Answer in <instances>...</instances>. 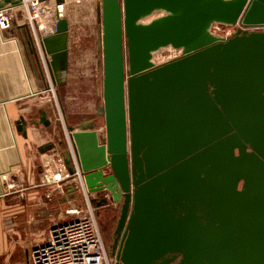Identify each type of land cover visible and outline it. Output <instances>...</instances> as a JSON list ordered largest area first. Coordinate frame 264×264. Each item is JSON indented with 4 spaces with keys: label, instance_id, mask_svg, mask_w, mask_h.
<instances>
[{
    "label": "water",
    "instance_id": "95a60500",
    "mask_svg": "<svg viewBox=\"0 0 264 264\" xmlns=\"http://www.w3.org/2000/svg\"><path fill=\"white\" fill-rule=\"evenodd\" d=\"M23 3L0 0V10ZM96 5L104 74L99 114L106 137L91 127L69 126L79 175L69 151L63 159L70 176L96 195L91 201L98 209L121 204L115 234L124 231L123 262L153 264L172 252L184 254L190 264L203 258L231 264V258L247 254L264 264V32H251L264 29V0H96ZM157 10L169 16L138 24ZM55 17V32L42 38V48L60 86L67 82L70 23ZM215 22L238 29L231 38H217L209 33ZM168 46L181 49L182 56L154 66L151 53ZM51 123L45 112L36 122ZM17 129L26 133L23 118ZM51 150L53 142L39 148ZM197 190L219 201L220 227L213 235L211 230L197 235L193 223H182L168 208ZM67 192L77 194L74 201L83 199V189L74 185Z\"/></svg>",
    "mask_w": 264,
    "mask_h": 264
},
{
    "label": "crops",
    "instance_id": "0c3cea01",
    "mask_svg": "<svg viewBox=\"0 0 264 264\" xmlns=\"http://www.w3.org/2000/svg\"><path fill=\"white\" fill-rule=\"evenodd\" d=\"M54 2L43 6L54 7ZM30 35L27 27L0 30V264H21L24 256L29 262L30 253L44 243L47 231L62 222L51 218L45 226L41 217L46 212L44 188L51 185L45 169L55 156L61 158L66 151L60 147L59 138L67 139V134L59 136L55 122L49 132L44 124H36L42 112L47 114V120L52 117L42 111L44 105L39 95L44 72ZM36 111L38 118L34 117ZM21 118L26 133L17 129ZM95 131L102 136V131ZM48 141L55 144V150L40 153L39 148ZM11 182L16 184L14 189L8 188ZM65 194L60 203L66 208L82 205L80 200H73L74 194ZM16 199L21 200L20 205Z\"/></svg>",
    "mask_w": 264,
    "mask_h": 264
},
{
    "label": "rangeland",
    "instance_id": "374dc122",
    "mask_svg": "<svg viewBox=\"0 0 264 264\" xmlns=\"http://www.w3.org/2000/svg\"><path fill=\"white\" fill-rule=\"evenodd\" d=\"M67 2L65 13L62 16L63 18H67L69 20L71 34L69 39V67L67 82L64 85L59 86L54 84L51 76L46 78V75H44L45 81L42 83V89L39 95V99L43 101L44 105L42 111H47L50 117H52L51 121L53 123L48 126L47 132L51 131V128H53L56 123L57 134H59V136H63L64 133L67 134L69 146L67 147L66 152L72 148L68 137L69 131L67 128L69 126L77 127L76 125L81 121L96 118L98 120V123L96 124L97 126L93 125L90 127L93 130L97 129L100 130V132L102 131V133H106L104 118L99 114V108L104 105V74L103 53L98 49L99 21L97 18L96 0H67ZM46 8L47 9L43 8L42 13V10H40L41 8H34L29 4L14 7L12 10L13 27L15 29L27 27L31 30L29 26L30 14L31 16L37 15L35 18L39 17L37 18V21L40 22L37 26V30L39 27V32L41 29L45 31L49 30L53 25H55L56 17L53 6ZM52 16H54V20H52ZM237 29V25L215 22L209 28V33L217 38L228 39L235 35ZM43 32H41V34ZM251 32H264V29L251 30ZM125 53V69L126 73H128L127 47L125 48ZM38 115L39 113L36 111L34 113V117L38 118ZM84 127H88V125ZM42 129L46 130L44 125H42ZM55 135L56 134L52 132V136L54 138H56ZM49 137L50 136H48V139ZM64 140L66 142V139ZM61 156L63 159V155ZM59 158L60 157L55 156L50 163L54 162L56 164ZM60 177L61 176H59V178ZM69 181L71 182L68 183ZM69 181L67 182L69 186H75L77 183L76 180ZM57 189V185H50L44 188L46 192L44 197V210L46 212L41 215V217L44 219L43 221L45 226L50 223L51 218L56 220L60 219L62 221L68 220L63 212L66 206H63L60 203L62 202V198L65 197V193H67V188H64V193L60 190L58 191ZM47 195H49V197H47ZM74 195L75 196L73 198H77V194ZM19 201L21 200L16 199V203ZM80 202H83L82 199H80ZM80 202L77 203V205H80ZM120 207V203H116L109 211L106 210L107 208L96 209V212L100 210L102 211V214L100 215H97L96 213V218L98 220L103 238L106 241L110 240L112 232L115 228ZM37 216L40 217L39 215ZM37 219L42 220L41 218ZM21 264H29L26 256H24Z\"/></svg>",
    "mask_w": 264,
    "mask_h": 264
},
{
    "label": "built area",
    "instance_id": "2783aa9c",
    "mask_svg": "<svg viewBox=\"0 0 264 264\" xmlns=\"http://www.w3.org/2000/svg\"><path fill=\"white\" fill-rule=\"evenodd\" d=\"M31 7L41 8L43 13V3L36 0H29L27 3ZM67 2L64 4H55L54 13L59 14L61 17L66 10ZM41 13V15H42ZM37 15H34L35 17ZM35 20L37 27L40 22ZM13 26L12 12L7 10H0V30L6 31ZM29 26L31 32V42L34 46L38 58H40L41 66L43 68L46 78L50 75L48 66L49 57L45 56L42 48V38L51 35L55 32V26L49 30H40L38 33H33L31 22L29 19ZM29 29V28H28ZM44 31V32H43ZM41 32H43L41 34ZM228 36V35H227ZM102 138L106 137V133H102ZM70 154L72 157L73 165L79 175V167L73 149L71 148ZM56 167V168H55ZM45 171L49 178L51 185H57V190L64 193V186H69L68 183L74 180L61 158L58 162L48 164ZM62 177V180L59 178ZM61 180V181H60ZM77 181L75 187L83 189V203L81 206H73L72 204L65 208L64 215L68 220L55 223L46 234L45 241L42 245L35 248L29 256V264H114L113 258L108 254L105 242L101 233V229L96 218V209L92 199L96 197L95 194L89 195L86 191L83 180ZM69 181V182H68ZM68 182V183H67ZM16 184L11 182L8 185L9 189H14ZM49 197V195H47ZM95 208V209H94Z\"/></svg>",
    "mask_w": 264,
    "mask_h": 264
},
{
    "label": "flooded vegetation",
    "instance_id": "af4514ba",
    "mask_svg": "<svg viewBox=\"0 0 264 264\" xmlns=\"http://www.w3.org/2000/svg\"><path fill=\"white\" fill-rule=\"evenodd\" d=\"M97 123H98V120L96 118L87 119V120L81 121L76 126L84 127L88 125V127H90L93 125L97 126L96 125ZM59 143H62L60 147L62 148L65 147V140L63 138H59ZM248 150L250 151V149ZM236 155H238V151H236ZM154 177L146 178L141 184L138 185V187L145 186ZM243 183H244L243 181L239 183V186H238L239 191L242 190ZM195 187L196 189H198L200 187V183L196 182ZM185 198L178 202L175 201L174 205H169L168 208L170 212L172 213V215H174V217L177 220L181 221L182 223L184 222L187 224L193 223L192 227L193 229H195L194 230L195 233L199 236H204L205 234L208 236L209 233L213 235V231L217 230L220 227L219 221L221 217H220L219 208H217V203L219 201L215 198L212 200L207 195L201 194L199 190H197L194 195L188 196L186 199ZM164 199L165 201L169 200L166 197ZM111 209L112 208H107L106 210L109 211ZM100 214H102V211L101 210L97 211V215H100ZM119 218H120V214L118 215L115 228L112 232L110 240H107V241L104 240V242H105V247H106L108 254L114 260V264H125L122 260L123 250H124L123 245H125V242H123L124 231L121 232V235L115 234ZM210 230L211 232L208 233V231ZM195 257L197 260L200 259L198 254L195 255ZM231 259H232L231 264H255L252 261V255L250 254L245 255L244 258L236 256L235 258H231ZM236 259H239V260H236ZM209 263H210L209 259L203 258L201 262H199L198 264H209ZM153 264H190V263H188V261L185 260L184 254L168 252L164 254L163 256H161L160 258L156 259L153 262Z\"/></svg>",
    "mask_w": 264,
    "mask_h": 264
},
{
    "label": "bare ground",
    "instance_id": "6f19581e",
    "mask_svg": "<svg viewBox=\"0 0 264 264\" xmlns=\"http://www.w3.org/2000/svg\"><path fill=\"white\" fill-rule=\"evenodd\" d=\"M79 1V0H78ZM29 2V0H24V3L23 4H27ZM67 2V0H66ZM46 3V2H45ZM68 3V2H67ZM55 4V2H54ZM55 6V5H54ZM54 10V9H53ZM167 17L169 16V14H166L165 11L163 10H157L155 12H153L151 15L147 16V17H143L139 22L138 24L139 25H149L151 23V21H155L157 19H160L162 17ZM52 20H54V16H52ZM39 18V17H37ZM29 19H30V22H31V27L33 28V33H38L39 32V27H38V30H37V27L35 26V17L31 16L29 14ZM142 23V24H141ZM182 56V50L181 49H176L172 46H168V47H162L156 51H153L151 53V63L154 65V66H157V65H161L165 62H168V61H173V60H176L178 59L179 57ZM50 77V76H49ZM61 179V177H60ZM61 181V180H60Z\"/></svg>",
    "mask_w": 264,
    "mask_h": 264
}]
</instances>
